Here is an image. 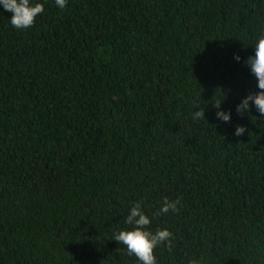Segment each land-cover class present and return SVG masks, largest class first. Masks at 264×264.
<instances>
[{
	"label": "trees",
	"instance_id": "trees-1",
	"mask_svg": "<svg viewBox=\"0 0 264 264\" xmlns=\"http://www.w3.org/2000/svg\"><path fill=\"white\" fill-rule=\"evenodd\" d=\"M32 2L23 30L0 5V264H140L114 236L165 196L158 264H264V118L236 111L264 0Z\"/></svg>",
	"mask_w": 264,
	"mask_h": 264
},
{
	"label": "clouds",
	"instance_id": "clouds-1",
	"mask_svg": "<svg viewBox=\"0 0 264 264\" xmlns=\"http://www.w3.org/2000/svg\"><path fill=\"white\" fill-rule=\"evenodd\" d=\"M56 5L63 9L67 5V0H55ZM4 11L12 13L10 22L16 29L23 30L33 26L38 16L45 11L43 3H33L32 0H0ZM255 55L248 57L245 61L251 72L258 80V92H253L247 95L237 105L236 111L240 115L246 112L251 113L252 107H255L261 118H264V33H261L256 40ZM240 60L239 55L236 56ZM222 99L215 101V107L219 109L216 113L218 119L224 122L231 121V110L225 111L220 107ZM191 117L198 122L205 119L204 108L199 111L192 112ZM245 127L237 126L235 135L240 136L245 132ZM183 208L182 196L169 198L165 196L161 206L150 216L144 211L142 201L136 202L129 210L125 223L131 226L130 230H122L115 234L114 240L126 246L127 253L130 256H135L140 264H158L155 250L165 245L169 251L173 248L175 234L167 227L156 228L154 231L151 228L154 218L162 217L168 214H178ZM189 264H198L196 259L189 261Z\"/></svg>",
	"mask_w": 264,
	"mask_h": 264
}]
</instances>
